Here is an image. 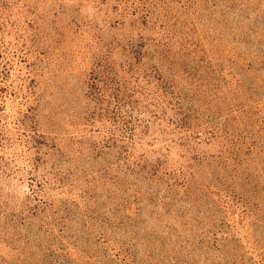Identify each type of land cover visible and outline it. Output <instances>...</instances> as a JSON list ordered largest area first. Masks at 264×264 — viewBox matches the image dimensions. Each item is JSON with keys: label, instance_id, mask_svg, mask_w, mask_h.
<instances>
[{"label": "rangeland", "instance_id": "obj_1", "mask_svg": "<svg viewBox=\"0 0 264 264\" xmlns=\"http://www.w3.org/2000/svg\"><path fill=\"white\" fill-rule=\"evenodd\" d=\"M0 264H264V0H0Z\"/></svg>", "mask_w": 264, "mask_h": 264}]
</instances>
